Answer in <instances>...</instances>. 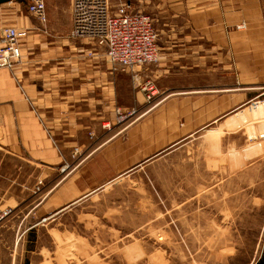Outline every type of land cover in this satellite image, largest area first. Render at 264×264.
I'll return each instance as SVG.
<instances>
[{"label":"crops","instance_id":"0c3cea01","mask_svg":"<svg viewBox=\"0 0 264 264\" xmlns=\"http://www.w3.org/2000/svg\"><path fill=\"white\" fill-rule=\"evenodd\" d=\"M143 1L127 0L135 8ZM20 2L26 13L15 10L0 29L26 32L20 63L0 69V209H13L0 236L25 240L61 224L108 185L126 183V162L178 156L202 132L206 146L216 135L235 152L251 146L242 167L264 190V106L255 110L264 105V0H154L161 57L137 70L155 83L151 105L134 74L114 72L102 48L71 38V0L47 1L48 33ZM116 108L140 117L117 128ZM239 136L241 148L231 142Z\"/></svg>","mask_w":264,"mask_h":264},{"label":"rangeland","instance_id":"374dc122","mask_svg":"<svg viewBox=\"0 0 264 264\" xmlns=\"http://www.w3.org/2000/svg\"><path fill=\"white\" fill-rule=\"evenodd\" d=\"M123 1L111 0L112 8ZM141 4L133 9L150 16L158 11L154 0ZM15 10L26 13L20 0L0 5V29L14 23ZM203 135L178 156L126 162V183L108 185L67 211L61 224L36 227L25 240L1 234L0 264H260L264 190L252 186L251 172L242 167L251 146L235 152L217 135L207 136L206 146ZM231 142L245 146L240 136ZM206 169L211 188L204 193Z\"/></svg>","mask_w":264,"mask_h":264},{"label":"built area","instance_id":"2783aa9c","mask_svg":"<svg viewBox=\"0 0 264 264\" xmlns=\"http://www.w3.org/2000/svg\"><path fill=\"white\" fill-rule=\"evenodd\" d=\"M47 1L24 0L28 14L39 22L45 33H48L49 24ZM71 13V38L89 41L102 48L106 62L114 72L134 74L138 88L146 94L147 104L151 105L156 96L155 83L151 80L141 82L137 70L155 66L160 61V35L155 29L154 19L134 10L126 1L114 10L111 0H71ZM25 36L26 32L16 27L2 30L0 69L13 70L20 63L21 40ZM115 116L116 125L126 127L140 117V111L116 108ZM12 214V208L0 209V226Z\"/></svg>","mask_w":264,"mask_h":264},{"label":"water","instance_id":"95a60500","mask_svg":"<svg viewBox=\"0 0 264 264\" xmlns=\"http://www.w3.org/2000/svg\"><path fill=\"white\" fill-rule=\"evenodd\" d=\"M13 0H0V5H3V4H6V3H9Z\"/></svg>","mask_w":264,"mask_h":264},{"label":"bare ground","instance_id":"6f19581e","mask_svg":"<svg viewBox=\"0 0 264 264\" xmlns=\"http://www.w3.org/2000/svg\"><path fill=\"white\" fill-rule=\"evenodd\" d=\"M260 106H264V105H262V104L260 105V104H259L255 110H257Z\"/></svg>","mask_w":264,"mask_h":264},{"label":"trees","instance_id":"16d2710c","mask_svg":"<svg viewBox=\"0 0 264 264\" xmlns=\"http://www.w3.org/2000/svg\"><path fill=\"white\" fill-rule=\"evenodd\" d=\"M260 264H264V259H262V260L260 261Z\"/></svg>","mask_w":264,"mask_h":264}]
</instances>
